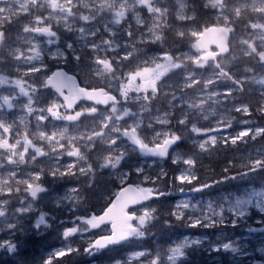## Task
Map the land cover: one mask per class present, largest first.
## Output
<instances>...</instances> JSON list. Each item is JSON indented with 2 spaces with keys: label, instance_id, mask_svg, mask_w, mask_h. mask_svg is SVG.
I'll list each match as a JSON object with an SVG mask.
<instances>
[{
  "label": "rangeland",
  "instance_id": "rangeland-1",
  "mask_svg": "<svg viewBox=\"0 0 264 264\" xmlns=\"http://www.w3.org/2000/svg\"><path fill=\"white\" fill-rule=\"evenodd\" d=\"M29 6L35 8L31 18L16 20L18 25L7 34L0 30V249L10 251L17 231L50 226L44 205L63 213L77 209L82 189L71 176L79 175V180L91 173L87 152L117 187L132 172L141 182L151 180V172L163 174L167 160L178 167L175 178L183 184L193 178V155L175 147L159 156L155 149L166 138L204 147L217 141L245 142L261 133L256 113L240 100L242 91L248 96L243 84L251 85L264 106V0H0V27ZM241 12L251 17L246 29L234 23ZM218 24L231 33L230 52L212 61L202 59L195 41L204 28ZM52 25L59 29L57 35L41 33ZM62 33L86 51L89 69L113 89L117 103L105 109L82 103L66 111L52 92L39 99L50 65L68 61L60 45ZM240 54L253 65L233 67ZM72 57L77 60L76 54ZM121 59L133 67L114 76ZM144 71L151 76L141 80ZM157 94L164 96L161 105L153 102ZM246 152L258 158L263 149ZM136 185L147 200L158 198L150 186ZM117 190L100 197L109 200ZM174 194L168 204L177 218H185L187 233L172 241L163 256L137 249L112 264H187L186 250L192 246L206 255L228 252L240 264H252L245 250L250 247L239 242L243 239H228L235 223L237 231L244 228L245 236L260 244L255 249L264 256V236L254 230L255 223H262L256 214L264 215V184L215 199L181 188ZM134 211L135 238H143L152 210L143 204ZM104 226L93 216L72 220V227L59 230L62 244L47 254L68 253L72 236L88 239L92 247L96 236L108 233ZM206 258L219 264L214 256Z\"/></svg>",
  "mask_w": 264,
  "mask_h": 264
},
{
  "label": "trees",
  "instance_id": "trees-1",
  "mask_svg": "<svg viewBox=\"0 0 264 264\" xmlns=\"http://www.w3.org/2000/svg\"><path fill=\"white\" fill-rule=\"evenodd\" d=\"M254 20L255 18H252V21ZM250 21L251 17L245 16L244 12H241L236 18L234 17V23L242 25L244 29ZM10 28L11 26H8L4 29L6 34L11 31ZM69 36L65 33L59 35L60 45L65 49L67 63L58 66L50 65L48 70L52 71L57 67H63L68 72H72L82 86L106 88V85L102 84L101 80L94 76L91 69H89L90 63L87 60L86 51L75 48ZM67 43L73 44V47L71 49L67 48ZM73 54L77 56L76 61L72 57ZM237 57L236 60L231 62L233 67L253 65L249 57L241 54ZM132 67L133 63L121 59L120 64L114 66L113 75L118 76L123 73L124 69ZM242 88L246 90L248 96L242 91L243 98L240 102L248 105L249 110L254 111L256 113L255 117L260 121L259 125L262 131L257 137L252 140L247 138L245 142L217 141L204 147L193 144L188 146L187 142L184 144L178 142L176 147L193 155L191 169L193 178L189 183L179 184L177 182L175 174L178 167L168 160L165 161L163 174L151 172V180L146 182L138 181L134 177V172L129 175L126 183H141L144 186H150L153 192L158 194V198L146 199L144 202V205L150 208L152 212L151 218L144 228L143 238H134L116 247L109 246L105 250H96L91 247L88 239L72 236L68 238L72 246L68 253L59 257L47 254L51 249L62 244L59 230L61 231L64 227H66L65 229L70 228L72 227V220L77 223L79 219L87 216H93L98 220V216L110 204V199L113 198L109 194V200H103L100 194L109 193L111 188H119L115 180L107 176L105 169L99 167L98 160L92 157V152H87L88 162L92 166L91 173L79 178V180H77L79 175L71 176V182L78 183L79 181L82 189L77 209L63 213L60 210L49 211L48 206L44 205L46 220L49 221L50 226L32 229L33 232L26 234H15L13 243L10 245V251L0 249V264H112L113 262L125 261L128 254L137 249H146L155 257L160 256V254L163 256L164 250L172 245V241H178L180 236L187 233L183 230L185 229L183 227V219L185 218H177L175 212L172 211V206L168 204L179 188L182 191L193 192L196 197L215 199L223 194H239L248 186L264 184V106H261L259 97L251 85L246 86L243 84ZM107 90L115 93L113 89ZM49 95H51V90L45 85L43 87V83H41L39 99L46 100ZM163 97L161 94H157L153 98V102L161 105L165 101ZM131 105L132 103H129V106ZM250 148H262L263 152L258 158L252 157L246 152ZM125 167L127 168V166ZM159 195L161 196L159 197ZM256 215L262 220V223H255V225H264V215ZM241 224L245 226V223ZM237 225L238 223H235L232 227L235 232L229 234L228 239H239L241 237L243 240L239 242L250 247L245 249L249 253V259L264 261V256L258 252L259 249H255L256 246L260 248V244L248 239L249 237L244 234L246 233L244 228L237 231ZM104 227L108 228V226ZM226 229L229 231L230 227L227 226ZM259 236H264V233H259ZM186 251H188L187 264H213V262L206 260L208 256L216 257L219 264H240V258L235 255L231 257L228 252L216 251L206 255L203 248H194V246ZM133 264H136V262H133ZM145 264L151 263L146 262Z\"/></svg>",
  "mask_w": 264,
  "mask_h": 264
},
{
  "label": "water",
  "instance_id": "water-1",
  "mask_svg": "<svg viewBox=\"0 0 264 264\" xmlns=\"http://www.w3.org/2000/svg\"><path fill=\"white\" fill-rule=\"evenodd\" d=\"M229 39L230 33L224 25H209L201 31L195 44L197 49L203 52L202 59L212 61L216 56L223 57L229 53ZM261 61L264 63V53L261 54ZM150 76V72L144 71L139 74V79L146 80ZM44 82L45 86L62 101L66 111H72L80 103H88L104 109L118 100L116 95L103 87L81 86L77 77L62 67L54 69ZM175 145L174 139L166 138L156 147L155 152L164 158L175 148ZM25 147L32 148L30 144H25ZM145 200L144 191L137 185L127 183L119 187L110 204L98 216L99 223L108 226L109 231L96 236L92 241V247L96 250H105L109 246L116 247L134 239L136 234L135 226L132 225L136 219L134 209L144 204ZM254 230L264 233V225L256 226ZM252 264H264V261L255 260Z\"/></svg>",
  "mask_w": 264,
  "mask_h": 264
},
{
  "label": "flooded vegetation",
  "instance_id": "flooded-vegetation-1",
  "mask_svg": "<svg viewBox=\"0 0 264 264\" xmlns=\"http://www.w3.org/2000/svg\"><path fill=\"white\" fill-rule=\"evenodd\" d=\"M195 1H197V0H195ZM91 4H93V3H91ZM34 10H35V8L33 7V6H29L27 9H26V12L22 15V16H18L17 18H13L12 19V21H10V22H8V23H6L4 26H2V27H0V30H4L6 27H8V26H11V31H13L14 30V27H16V25H18V24H16V20H28L29 18H31L33 15H34ZM75 11L77 12V13H86V10L84 11V10H82V9H78V8H76L75 9ZM52 28L50 29V30H41V33H43L44 34V32H48V34H45L46 36H49V37H52V36H55V35H57V32L59 31V29H57L56 27H55V25H52L51 26ZM161 196V195H160ZM159 196V197H160ZM220 198V197H219ZM15 231H16V229H15ZM29 232H33L32 230H30ZM29 232H26V233H29ZM18 233H21V232H16L15 234H18ZM26 233H21V234H26ZM14 234V235H15ZM14 235L12 236V238H11V240L13 239V237H14ZM1 236V235H0ZM1 237H4L3 235L1 236ZM63 241V240H62ZM56 248V247H55Z\"/></svg>",
  "mask_w": 264,
  "mask_h": 264
}]
</instances>
